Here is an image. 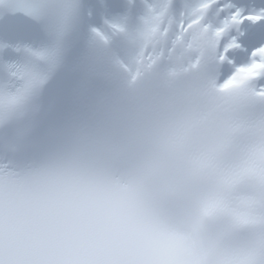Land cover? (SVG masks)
I'll list each match as a JSON object with an SVG mask.
<instances>
[{"label":"snow or ice","instance_id":"1","mask_svg":"<svg viewBox=\"0 0 264 264\" xmlns=\"http://www.w3.org/2000/svg\"><path fill=\"white\" fill-rule=\"evenodd\" d=\"M245 24L264 25V0H0V137L12 142L21 133L25 124L17 113L36 90L41 104L56 107L29 115L33 138L64 120L66 100L83 105L102 94L108 46L129 28L145 41L163 33L167 48L193 53L190 68L207 61L210 92L231 107H264V32L246 34L240 31ZM56 37L58 47L51 48ZM153 63L144 49L135 71L120 67L135 81ZM256 126L264 129V117L236 123L233 131ZM258 149L264 151V137L229 141L226 158H207L209 175L228 180L215 187L194 181L183 192L200 203L206 264H264V168L251 172Z\"/></svg>","mask_w":264,"mask_h":264},{"label":"clouds","instance_id":"2","mask_svg":"<svg viewBox=\"0 0 264 264\" xmlns=\"http://www.w3.org/2000/svg\"><path fill=\"white\" fill-rule=\"evenodd\" d=\"M0 182V264H154L166 244L150 190L79 144L25 160Z\"/></svg>","mask_w":264,"mask_h":264},{"label":"bare ground","instance_id":"3","mask_svg":"<svg viewBox=\"0 0 264 264\" xmlns=\"http://www.w3.org/2000/svg\"><path fill=\"white\" fill-rule=\"evenodd\" d=\"M240 31L246 34L264 32V25L252 26L245 24L240 26ZM232 34L234 35L235 33ZM163 42V33H161L158 37L149 38L147 41H145L142 40L138 35L133 34L131 28H129V31L126 32V37L121 44L122 53L120 61L135 71V60L143 53L144 49L148 50V54L150 56H155L157 54V48H159ZM186 52L189 55H193V53L188 52L187 49Z\"/></svg>","mask_w":264,"mask_h":264}]
</instances>
